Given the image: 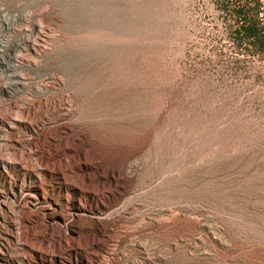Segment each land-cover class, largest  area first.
I'll list each match as a JSON object with an SVG mask.
<instances>
[{
    "label": "rangeland",
    "instance_id": "1",
    "mask_svg": "<svg viewBox=\"0 0 264 264\" xmlns=\"http://www.w3.org/2000/svg\"><path fill=\"white\" fill-rule=\"evenodd\" d=\"M0 264H264V0H0Z\"/></svg>",
    "mask_w": 264,
    "mask_h": 264
}]
</instances>
